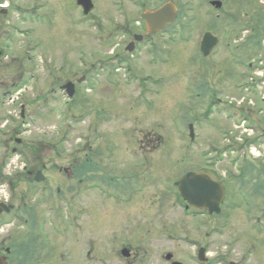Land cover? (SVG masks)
Instances as JSON below:
<instances>
[{"label":"rangeland","instance_id":"374dc122","mask_svg":"<svg viewBox=\"0 0 264 264\" xmlns=\"http://www.w3.org/2000/svg\"><path fill=\"white\" fill-rule=\"evenodd\" d=\"M167 1L177 5L178 17L165 33L153 34L140 16ZM210 1L93 0L95 10L85 17L77 0H0V126L10 122L0 129V162L18 168L44 163L48 175L40 188L49 199L24 182L15 191V205L22 204L25 193L28 209L42 213L43 252L23 264H89V258L99 264L101 257L121 264L115 249L122 243L135 244L141 253L151 243L181 246L186 264H197L190 254L200 245L220 259L211 264H264V157L255 161L249 146L236 144V155L218 159L215 171L227 185L220 214L193 207L185 212L174 185L185 172L206 166L209 153L221 148L233 129L264 150V135L260 141L255 137L259 126L264 128V81L249 79L263 67L264 51L258 47L264 44V4L221 0V8L214 9ZM206 31L220 42L204 57L199 45ZM133 34H148L150 42L132 52L125 46ZM98 54L104 68L100 56L95 60ZM95 62L98 68L85 69ZM84 75L86 80L77 82ZM68 81L78 87L71 99L61 89ZM245 82H251V97ZM245 92L249 102H237ZM212 93L213 101L207 102ZM236 116L242 124L233 122ZM89 142L95 149L113 150L99 166L102 174L134 172L144 191L130 203L98 201L93 191L92 211L100 218L92 215L91 233L85 234L70 228L68 202L57 201L56 190L66 188L68 177L56 167L84 162ZM149 147L157 148L152 161L144 153ZM37 153L41 159L35 160ZM10 230L19 249L20 222ZM148 258L147 252L141 254L137 264H148Z\"/></svg>","mask_w":264,"mask_h":264},{"label":"flooded vegetation","instance_id":"af4514ba","mask_svg":"<svg viewBox=\"0 0 264 264\" xmlns=\"http://www.w3.org/2000/svg\"><path fill=\"white\" fill-rule=\"evenodd\" d=\"M136 34H133V40L129 41V43L125 46L126 48L129 46L132 49L136 50L141 47L142 42H150V37L148 34H142L143 37L140 41H137L135 38ZM120 47V44L117 43L115 50L111 56H117L116 48ZM101 57V56H100ZM99 58L96 57L97 61ZM113 58L111 60H113ZM122 59V58H121ZM123 61V59H122ZM100 62H104L101 57ZM122 65V62L118 65L119 67ZM87 71H91L92 69H96L95 63H88L85 67ZM204 79V86H207V80ZM77 81V80H76ZM77 86V85H76ZM208 87V86H207ZM213 101V97L210 96L207 99V102ZM150 103H148V106ZM262 135V134H261ZM263 136L259 135V138L262 139ZM150 139V136H147ZM151 139L149 140V142ZM106 148V147H105ZM157 148L149 147L148 150H144L145 155H150V161L153 160V152ZM135 151H138L137 148ZM85 161L84 162H72L68 166H58L54 163V166L58 171H62L68 177L67 182L68 185L66 188H57V201H67L69 208V216H66L68 220V224L72 230H78L85 234L91 233V219L92 215H96L99 217V211H92V197L93 191L97 193L96 199L101 198L102 202L106 201L108 198L113 199L115 202H125L130 203L139 197L140 192L143 193L144 185H141L143 181H138V177L134 172L128 174L117 173L112 175V177H107V172L102 174V170L99 166H104L102 163L103 159L107 160L109 155L113 154L112 151H106L104 148H94L89 142V148L85 149ZM138 152L132 153V155H137ZM41 153L38 154L35 160L41 159ZM134 161V160H133ZM150 161H146L150 163ZM37 163H24L23 166H14L10 167L5 162H0V264H13L14 262L20 263H33L39 259L38 252H43V246L41 242L43 227L42 221L40 219L41 212L37 210H29L27 204V194L23 193L20 195V200H22V204L15 205L14 200H16V189L18 188V184L24 182L28 184L30 187L39 190L40 195L49 199V193L45 192L46 190L40 188L41 184L45 182V180L37 181L36 177L39 173H42L44 176H48L46 171V164H42L40 167ZM134 165V164H133ZM90 168L89 174L86 175V168ZM99 167V168H98ZM202 164L198 166L196 169L192 170H200L202 169ZM211 168V167H210ZM15 171L13 173L12 171ZM106 169V168H105ZM120 175V177H119ZM215 177L216 174H214ZM122 177V178H121ZM148 186L146 185L145 188ZM8 189V190H7ZM100 200V201H101ZM99 201V200H98ZM80 204H83L84 208L80 207ZM8 205H15V207L6 211L5 207ZM18 210L15 214L14 218L10 217L12 211ZM20 210V211H19ZM57 214L59 215L58 211ZM79 219H83L82 222ZM15 221L20 222V228H22V235L20 241L19 249L12 243V236L9 234L11 232L12 226L15 225ZM5 227H9L10 229H6ZM96 229H100V231L104 230L102 227H96ZM90 230V231H89ZM39 240V243L37 242ZM86 242H89V238H86ZM89 244V243H88ZM39 246V248H38ZM205 247V246H204ZM124 250H127L125 253ZM206 255L208 260L205 263H200L197 255V249L193 253L190 254V257L194 259L197 264H211L212 261L216 260L220 262L219 258H214V256L208 251V248L205 247ZM38 251V252H37ZM141 249L138 248L133 243H122L119 247L115 249V255H117L119 262L121 264H137L139 256L146 255L148 258V264H173L174 262H178L180 264H186L185 259H183V247L178 246V248H169L167 243H151L149 244V249L144 250L141 253ZM91 252H89V255ZM222 256V254H221ZM219 256V257H221ZM116 259V260H118ZM218 259V260H217ZM99 264H107L108 260H104L102 257L97 260ZM89 264H92V258L86 260ZM243 264L241 260H230L228 264Z\"/></svg>","mask_w":264,"mask_h":264},{"label":"water","instance_id":"95a60500","mask_svg":"<svg viewBox=\"0 0 264 264\" xmlns=\"http://www.w3.org/2000/svg\"><path fill=\"white\" fill-rule=\"evenodd\" d=\"M78 3L84 8V13L87 14L93 8L92 0H78ZM216 7H221V1L212 2ZM177 14L175 5L172 2L164 4L162 7L155 11H145L141 14L152 32H157L165 29L167 25L173 22ZM218 38L211 32H206L201 42V50L205 55H208L215 45L218 43ZM63 88L67 89V94L72 97L74 94V84L69 82ZM191 137L194 138L193 125H190ZM37 180H43L44 176L39 173L36 177ZM179 187L181 196L189 204L205 209L209 213H220L221 204L226 195V188L223 183L214 179L206 172L190 171L184 174L181 179L176 183ZM3 204H1L2 206ZM13 206H6L5 210L10 211ZM126 253L127 250H124ZM205 249H201L199 258L204 260ZM173 264H179L175 262Z\"/></svg>","mask_w":264,"mask_h":264},{"label":"trees","instance_id":"16d2710c","mask_svg":"<svg viewBox=\"0 0 264 264\" xmlns=\"http://www.w3.org/2000/svg\"><path fill=\"white\" fill-rule=\"evenodd\" d=\"M260 43V42H259Z\"/></svg>","mask_w":264,"mask_h":264}]
</instances>
